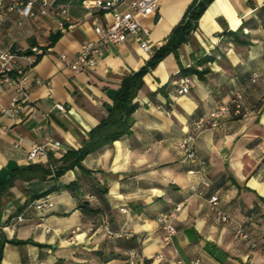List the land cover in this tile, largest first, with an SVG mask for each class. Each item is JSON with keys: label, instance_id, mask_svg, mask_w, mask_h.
<instances>
[{"label": "crops", "instance_id": "1", "mask_svg": "<svg viewBox=\"0 0 264 264\" xmlns=\"http://www.w3.org/2000/svg\"><path fill=\"white\" fill-rule=\"evenodd\" d=\"M9 1L0 0V44L17 52L37 46L41 54L27 73L28 101L15 119L0 116V179L31 167L24 173L30 178L15 179L0 194V264H124L128 250L119 243L132 238L136 244L143 235L144 259L134 264L197 258L202 264H264V0H211L188 39L142 76L130 132L87 154L85 170L75 166L59 176L44 175L43 169L82 145L110 110L106 90H118L125 75L146 64L192 0H160L157 11L141 20L150 30L148 49L131 36L102 46L96 65L79 72L68 62L81 43L96 39L94 26L109 23L110 13L92 7L94 0H47L67 9L61 30L60 15L21 17L8 9ZM187 66L209 71L201 79L181 72ZM254 72L259 76L251 82ZM184 75L189 91L178 93ZM234 91L243 94L241 113L225 115L194 139L205 163L201 174L176 143ZM11 97L0 84V107ZM31 142H48V153L28 162ZM191 185L202 193L191 195ZM99 189L104 192L97 196ZM214 194L218 209L231 219L227 223L213 219L208 199ZM46 199L50 205L36 206ZM180 203L177 232L172 245L164 246L156 217ZM20 213L26 220L11 227ZM103 217L122 235L108 238L88 230ZM238 225L252 235L254 247L237 237ZM157 253L164 258L154 259Z\"/></svg>", "mask_w": 264, "mask_h": 264}, {"label": "built area", "instance_id": "2", "mask_svg": "<svg viewBox=\"0 0 264 264\" xmlns=\"http://www.w3.org/2000/svg\"><path fill=\"white\" fill-rule=\"evenodd\" d=\"M160 0H94L91 6L101 11H108L111 15L110 22L107 24H96L94 32L95 40L84 41L81 43L76 55L68 62L69 68L74 72L88 70L96 65V55L100 48L107 44H117L125 41L128 37H137L140 39V47L148 49L147 37L149 36V28L141 23V20L151 14H154L159 7ZM125 4L126 8L120 9V5ZM8 9L14 10L21 17H36L39 15H60L61 21L58 26L64 30V21L68 20L67 9L64 5H56L47 0H10ZM4 20V15L0 13V24ZM30 52L21 54L17 51L10 50L0 44V84H5L11 91L12 97L5 107H0V116H5L8 119H15L29 98V88L27 82V73L31 66L35 64L41 49L37 46L29 48ZM62 58L63 55L61 56ZM259 74L254 72L251 74L250 81L255 82ZM180 87L178 93H186L189 91L190 78L184 75L179 80ZM243 94L241 91H234L231 97L211 110L200 115L194 122L187 134L179 139L176 147L181 151L185 161L194 162L199 165L197 172L204 174L205 163L199 157L194 149V139L196 135L207 127H215L219 121L229 113L239 115L242 109ZM59 144L58 141L54 142ZM48 153V142H31L29 144L26 159L28 162H33ZM50 167L51 174L54 176V168ZM193 170H190L192 172ZM202 183H205L203 179ZM191 195H200L202 192L197 185L189 187ZM208 203L213 211V219L219 223H227L231 219L228 214L222 212L217 207L218 196L211 195ZM50 205L49 199L43 200L36 204L41 207ZM181 203L167 212L161 213L156 217L161 229L163 230L162 243L164 246L172 245V240L177 232L175 218L177 212L181 209ZM124 211V208L120 209ZM24 213L18 214L10 224L15 227L17 223L25 221ZM36 226H41L37 223ZM49 231L48 228L45 229ZM89 231H102L108 238L118 237L122 235L119 232L113 231L108 220L103 217L97 222L91 223ZM236 235L240 239L251 241V246L256 245L252 235L248 233L243 226L236 227ZM124 235H129L125 234ZM146 238L145 235L136 237L135 246L131 247L127 252V258L124 264H134L137 259L143 260L144 257L139 252V247L142 241ZM162 253L154 255V259H163ZM178 264H183L180 259ZM28 264H42V262L30 261ZM186 264H202L200 259L191 260Z\"/></svg>", "mask_w": 264, "mask_h": 264}, {"label": "trees", "instance_id": "3", "mask_svg": "<svg viewBox=\"0 0 264 264\" xmlns=\"http://www.w3.org/2000/svg\"><path fill=\"white\" fill-rule=\"evenodd\" d=\"M211 0H192L185 10L178 24L173 27L172 31L166 38V42L160 45L144 66L130 74L125 75L117 90L116 98L113 100L110 110L97 125H95L83 140L82 145L77 149H68L58 160L59 163H51L54 168V176H59L66 170L77 166L81 170H85L82 165L83 158L89 154L96 152L105 145L111 144L114 140L119 139L130 132L133 124L132 113L137 108V103L134 101L137 91L142 86V76L151 69L163 56L170 52H175L176 48L189 37L190 32L195 29L197 19L205 6ZM60 33L57 32L51 39L56 38ZM30 49L19 51L21 54H27ZM205 59V60H209ZM208 69L197 70L195 67L187 66L181 69V72L195 73L199 78H203ZM31 167H22L12 171L6 179H0V194L5 192L17 178H30L24 173L28 172ZM50 168L43 169V174H50ZM75 184V183H73ZM104 191L97 192V196ZM81 207H87L85 203H80ZM96 211V209H93ZM96 222V221H95ZM119 246L126 250L135 246L132 238L123 239Z\"/></svg>", "mask_w": 264, "mask_h": 264}, {"label": "water", "instance_id": "4", "mask_svg": "<svg viewBox=\"0 0 264 264\" xmlns=\"http://www.w3.org/2000/svg\"><path fill=\"white\" fill-rule=\"evenodd\" d=\"M106 94L111 100H114L116 98V95H117V90L113 89V88H108L106 90Z\"/></svg>", "mask_w": 264, "mask_h": 264}]
</instances>
